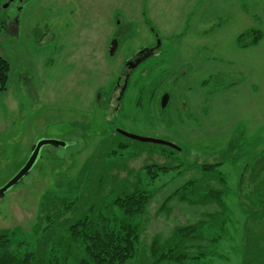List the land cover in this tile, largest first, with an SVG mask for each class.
I'll list each match as a JSON object with an SVG mask.
<instances>
[{"label": "rangeland", "instance_id": "1", "mask_svg": "<svg viewBox=\"0 0 264 264\" xmlns=\"http://www.w3.org/2000/svg\"><path fill=\"white\" fill-rule=\"evenodd\" d=\"M18 6L12 34L6 22ZM0 57L11 67L0 95V189L36 143L67 144L42 148L30 174L0 199V233L19 232L33 248L44 234L47 193L83 201L96 178L165 164L173 169L143 179L154 197L139 219L144 230L131 261L154 264L148 250L156 235L164 241L177 226L219 210L175 199L166 214L165 200L203 179L200 165L223 162L230 222L208 248L221 258L201 264L243 263L245 212L264 202V0H0ZM117 129L181 151L150 153L155 148L119 138ZM202 186L223 188L214 180ZM261 223L256 230L264 232Z\"/></svg>", "mask_w": 264, "mask_h": 264}, {"label": "trees", "instance_id": "2", "mask_svg": "<svg viewBox=\"0 0 264 264\" xmlns=\"http://www.w3.org/2000/svg\"><path fill=\"white\" fill-rule=\"evenodd\" d=\"M10 72L9 62L0 57V95L7 90ZM117 137L124 138L120 135ZM111 141L119 149L131 146L115 137ZM138 143L155 148L150 153L162 149L161 155H165L164 157L172 158L174 154L166 146ZM104 150L103 153L106 152ZM143 152L140 150L138 156ZM101 163L102 170L96 174L99 177L105 168V164ZM223 165V162L200 165L203 179L188 181L165 200L160 212L166 214L169 213L167 206L175 199L190 206L216 205L219 210L208 214V220L177 226L164 241L160 235H156L148 250V258L152 263L201 264L210 257L221 258L218 251L212 255L208 248L218 245L230 222L229 208L225 203L229 189L226 186V177L220 170ZM112 168L110 166V170ZM172 169L171 166L155 163L144 165L138 171L126 169L125 178L111 174L107 178L101 176L100 180L96 178V183L101 181L103 186L95 183L83 201L82 198L76 201L60 200L47 193L51 199L42 204L40 212V222L46 224L43 236L32 248L28 239L23 238L19 232H1L0 264H131L139 252L144 230L139 219L146 213L154 197L146 188L143 179L146 177L150 182L155 181L160 174H167ZM212 180L223 188L202 186ZM108 199L111 201L108 202ZM261 202V206H252L257 207V211L254 209L252 212H245L247 221L242 264H264V232L256 230V226L259 227L261 221H264V202ZM67 215L71 217L66 218ZM257 220L259 221L256 222ZM205 230L210 232L207 233L208 236L204 234ZM205 242L209 246L198 245Z\"/></svg>", "mask_w": 264, "mask_h": 264}, {"label": "water", "instance_id": "3", "mask_svg": "<svg viewBox=\"0 0 264 264\" xmlns=\"http://www.w3.org/2000/svg\"><path fill=\"white\" fill-rule=\"evenodd\" d=\"M165 101L167 102V97L164 98L163 104H165ZM117 133L131 140H135L141 143H150V144L159 145V146H166L174 150L181 151V149H179L175 145L167 143L165 141L138 137V136L129 134L121 129H117ZM46 146H53L55 148H59V147L65 148L67 144L65 142L56 141V140H42L36 143L32 148L31 156L29 160L27 161V163L25 164V166L5 186H3L0 189V199L3 198L10 189L17 186L19 183L23 181L25 177H27L30 174L37 160L39 159L40 151L42 150V148Z\"/></svg>", "mask_w": 264, "mask_h": 264}, {"label": "flooded vegetation", "instance_id": "4", "mask_svg": "<svg viewBox=\"0 0 264 264\" xmlns=\"http://www.w3.org/2000/svg\"><path fill=\"white\" fill-rule=\"evenodd\" d=\"M12 2H18V4H22V3L24 2V0H12ZM17 10H18L17 13H19V15H17V14L15 13L14 16H11L10 18L7 19V22H6V18H4V22H6L7 26L9 25L8 28H10V26L13 27V28L15 27V30H16V28L18 27V24L20 23V18H21L20 12H22L23 7L18 6ZM57 21H58V20H57ZM9 32H10V31H9ZM150 50H151L152 52L157 51L156 45L153 46V47H151ZM128 74H129V72H128ZM122 90H123V89H121V91H122ZM115 134H116V135H120V136H122V137H124V138H127V137H125V136H123V135L117 133V130L115 131ZM127 139H129V138H127ZM129 140H131V139H129ZM132 141H135V140H132ZM137 142H138V141H137ZM140 143H141V142H140ZM148 144H150V143H148Z\"/></svg>", "mask_w": 264, "mask_h": 264}, {"label": "crops", "instance_id": "5", "mask_svg": "<svg viewBox=\"0 0 264 264\" xmlns=\"http://www.w3.org/2000/svg\"><path fill=\"white\" fill-rule=\"evenodd\" d=\"M16 30L18 31V27L16 28ZM9 31L11 32V26H10V28H9ZM12 33V32H11ZM13 34V33H12Z\"/></svg>", "mask_w": 264, "mask_h": 264}]
</instances>
